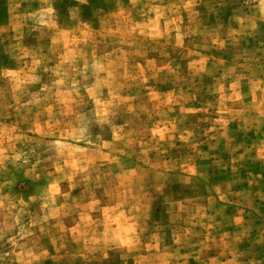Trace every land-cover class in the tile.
I'll list each match as a JSON object with an SVG mask.
<instances>
[{
  "label": "rangeland",
  "instance_id": "rangeland-1",
  "mask_svg": "<svg viewBox=\"0 0 264 264\" xmlns=\"http://www.w3.org/2000/svg\"><path fill=\"white\" fill-rule=\"evenodd\" d=\"M46 7L0 0V149L35 150L0 173V264H264L259 9L89 0L83 28L76 0Z\"/></svg>",
  "mask_w": 264,
  "mask_h": 264
},
{
  "label": "clouds",
  "instance_id": "clouds-1",
  "mask_svg": "<svg viewBox=\"0 0 264 264\" xmlns=\"http://www.w3.org/2000/svg\"><path fill=\"white\" fill-rule=\"evenodd\" d=\"M47 7L44 8L39 13H33V17H38V23L46 25V26H55L56 22L59 18V14L57 9L53 7V0H43ZM77 7L69 8L68 9V20L69 21H76V23L83 27L88 28L90 26V21L84 20L81 15V8L80 6H89V0H76ZM246 4L249 7L255 6L259 9V15H254L252 17H248L249 22L253 28L256 27V21L259 19H264V0H246ZM106 122V121H101ZM91 121L86 118L85 116L81 115L77 118V128L75 134L71 137V139L75 140L76 142H83L84 144L91 145L92 140L89 135ZM99 139V137H97ZM55 146L58 147V151L61 155H64L66 152L75 155L76 153H82L87 151L86 148L78 147L77 144H73L67 140H57L54 142ZM108 146V145H105ZM34 149L29 150V152H15L12 154H5L4 149H0V173L6 170V164H11L13 168L19 169L29 164L31 156L34 154ZM37 164L40 163V160L37 159ZM35 165L32 166V169L29 171H33ZM2 187V185H0ZM163 187V185H161ZM31 199H35L32 197ZM47 206V205H45ZM4 207L3 199H0V208ZM15 207V205H13ZM15 222L19 224V217L17 216ZM4 239V229H0V240ZM133 241H136V237H132ZM11 243H15V238H13ZM0 260H3V257L0 256Z\"/></svg>",
  "mask_w": 264,
  "mask_h": 264
}]
</instances>
